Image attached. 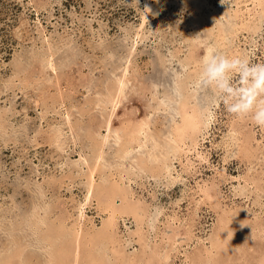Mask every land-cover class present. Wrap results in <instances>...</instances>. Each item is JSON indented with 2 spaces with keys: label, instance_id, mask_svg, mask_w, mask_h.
I'll list each match as a JSON object with an SVG mask.
<instances>
[{
  "label": "rangeland",
  "instance_id": "rangeland-1",
  "mask_svg": "<svg viewBox=\"0 0 264 264\" xmlns=\"http://www.w3.org/2000/svg\"><path fill=\"white\" fill-rule=\"evenodd\" d=\"M238 2L245 9L240 10V19L231 10ZM258 9L253 0H0V122L9 127L0 128V255L4 257L0 263L18 264L20 238L28 236L23 264H132L126 259L138 260L135 264H197L198 254L210 248V238L227 229L231 237H222L226 241L212 251L209 264H263L264 16ZM226 10L228 18L220 17L224 29L211 17ZM239 21L248 22L250 28L228 32ZM218 25L229 34L219 43L215 37ZM193 42L199 46L191 53ZM54 45L63 46L60 58L74 60L64 68L59 64L60 78L42 71L40 59ZM207 47L213 60L209 66L199 63L204 75L198 86L193 83L198 98L189 99L185 110L188 117L193 111L206 117L211 106L213 115L194 148L185 146L173 160L171 145L175 142L169 133L174 122L181 123L179 105L151 113L150 128L155 135L148 141L156 140L157 147L152 142L142 145L146 149L142 159L152 151L157 156L168 155L176 180L168 182L154 170L137 178V184L132 179L134 199H144L152 213L161 212L154 228L149 230L144 224L140 231L150 232L149 243L146 248L139 243L136 222L124 214V220L117 219L115 237L122 241L125 256L112 253L118 248L114 243L115 248L108 250L104 245L106 250L94 251L86 233L103 229L112 214L105 209L108 190L119 189V176L113 171L107 183L95 172L92 189L85 175L78 176L79 167L86 169L81 163L92 137L99 131L106 133V119L113 108L110 103L94 106L96 91H115V77L127 69V96L115 109L112 126L134 122L141 128L148 109L155 107L149 99L151 91L167 90L175 97L177 74H186L172 54L186 66L188 58L204 56ZM189 66L194 69V64ZM61 95L77 106L71 111L74 137L68 138L66 132L58 143L60 150L50 139V126L68 129L60 115L54 114V110L66 112L56 101ZM213 100L216 105H211ZM9 110L10 117L6 115ZM103 148L105 158L115 164L119 147L114 135ZM114 201L121 205L119 198ZM36 203L43 207L50 203L41 213L47 221L58 215L69 217V227L57 230L65 236L51 241L56 251L59 246L68 249L61 255L51 256L49 242L41 245L39 230L28 225L27 217ZM80 206L85 212L81 219ZM71 229L79 230L76 253L67 245L75 243ZM39 245L44 248L38 251Z\"/></svg>",
  "mask_w": 264,
  "mask_h": 264
},
{
  "label": "bare ground",
  "instance_id": "bare-ground-1",
  "mask_svg": "<svg viewBox=\"0 0 264 264\" xmlns=\"http://www.w3.org/2000/svg\"><path fill=\"white\" fill-rule=\"evenodd\" d=\"M253 1L256 2V6H259L258 10L264 16V0H253ZM149 6L150 5L148 4V10H149V12L150 11L152 12L153 9L149 8ZM199 9H200V7H199ZM231 10L234 11L233 12L234 17L236 19L237 18L240 19V10L242 12L243 9L240 8L239 2L237 3V8L231 9ZM227 11L228 10L217 11V13H215L214 16L211 14L213 16L211 18H215L217 20V23L220 26H222V28H224V29H226V28L223 26L224 23L222 21H220V17L221 18H223V17L228 18L227 17V15H228ZM247 12L249 13V10H247ZM206 17H207V15H206ZM250 18H252V17H250ZM242 21L236 22L235 23V29L233 28L234 30L231 29L228 32H230V33L235 32L238 28L249 29L250 24L248 22L244 23ZM211 22L214 25V22L213 21H211ZM219 25L217 26L219 28L218 33H215L216 34L215 37H217L218 43L223 41L224 38H226V34H228V32H226V30L223 31ZM256 27H258V26H256ZM216 31H217V29H216ZM141 39H144V38H141ZM231 39H232V37L230 38V40ZM230 40H229V42H231ZM193 43L194 44L191 43V46H192L191 53L194 51V49L196 47L199 46L198 42H193ZM64 46L66 48L69 47L68 44H66ZM61 47L63 48V46H59V47H57L55 45L52 46L50 48V52L45 53V55H47V57H43L40 59L41 63L43 64L42 71L44 73H46V75L54 74V76H56L57 78H60V76H61L60 70L62 68L61 66H63V68L67 67L72 63V61H74L73 59H72V61H70L71 57L70 58L68 57L67 59H65V57L63 59L60 58L61 57L60 54L64 51ZM217 47H219V46H217ZM210 52H211L210 49L207 47L206 53L204 56L199 57L196 55L197 57H192L191 59L188 58V61L185 64L186 66L188 65V67L184 66V64H182L180 62L179 56L176 55V57H174V54H172V56H173L172 58H175V60H177L176 63H180V65L183 67L182 68L183 73L186 72V74H185V76H184V74H181V73L177 74L178 77H177V80L175 81V86H174L175 91H176L175 97L168 95L167 90L160 92L158 90L153 89L151 91V97L149 99L153 100L155 102V107L152 105L148 109L149 111L146 113V120H144V125L141 126V128H139L138 124L134 123V122H132V123L126 122L127 124H123L122 127H113L112 126V119L115 117V112L117 110V107L120 106V104L122 103V99L126 98V96H127V90H125V88L128 87V82H129L128 81L129 80L128 75H130V73H129V71H127V69L123 70L122 75L115 77L114 80H116V82H117V85H116L117 87H115L116 88L115 91L109 90V89L102 91V92L96 91V95H95L96 101L93 103L94 106L99 107L101 104H104V105L107 104V105H105V107H107V106H109V103H110L113 105V108H112L110 114L108 115V117L106 119V122H107L105 125L106 133H102L99 131L97 136L92 137V139H91L92 145L89 148L90 149L89 153H87L88 155L84 154V158H83L84 160L81 163V164L86 165V169L84 167H79L80 173L78 176L85 175L84 177H86L88 180L87 185L89 188L92 189L95 185V178H94L95 172L97 173V175L101 173L100 176L103 179L102 182L107 183V181L111 179V178H108V176H110V172L113 171V172H111V174L115 172V174L119 176V189L114 188L112 186V184L108 185L109 187L112 186L113 188H109V190H108L109 194L107 197L108 200L105 204V209L111 210L113 215L112 214L110 215V218L107 220V222L105 221L106 222L105 224L102 223V224H104V226L102 225L103 229L101 228V230L95 231L93 233H88V234L86 233V236H85L86 240L91 242L92 245H94L96 248L94 251L98 252L100 250H106L103 247L104 245L108 247V250L110 247H111V249L115 248L113 245V243H114L118 246V248L112 249V253H114V254L117 253L118 255L125 256V254H121V251L123 250V247H122L123 245L121 244L122 241H120L117 237H115V235H116L115 230L117 227V219L119 217H121L124 220L125 216H126L124 214H128L129 216L131 215L133 217V220L136 222V226L139 229L137 231L138 233H136L139 235V239H140L139 243H141V245H144V248H146V245L149 243V241H150L149 239L151 238L149 235L150 232H148L144 235L140 231L144 228L143 227L144 224H147V226L149 227V230H150V228H154L156 220L159 218V215H161V212L155 211L152 213V211H150L151 206L149 204H146L144 199L143 200H141V199L139 200V198L134 199L135 190H134V186L132 185V179H133V182H136L137 178H140V177L143 178L148 171L151 172L152 170H154L157 174L162 175L165 178L167 177L166 179L167 180L169 179L171 182H174L176 180V177L173 176V169H174L173 165H171V162L168 161V160H170V158H167L168 155H166V156H164V155L159 156L158 155L157 156L152 151V152H150V154L146 158L142 159V153L144 152V150H146L144 147H142V145L147 147L148 142H152L154 144L153 147H155L157 145L156 140L155 141L154 140L148 141L149 139H154V135H155V134L153 135L151 133V128H150L151 113L152 112L155 113V112L159 111L160 109L167 111L174 104L179 105L181 107V113H180L181 117H182L181 123L178 124L177 122H174L173 126H171L170 133H169L170 137L175 142V145H171V147L173 148L172 150L175 151V153L173 154V156H174L173 160H174V158H178L177 152L179 153L180 150L184 149L185 146L187 148H190L191 146H192V148H194V146L197 144L196 139L198 137V134L204 132L203 130L207 129L209 127V123L211 122L212 115H213L211 110H210L212 108H211V106L209 108L207 107V113L205 112L206 117L201 116L200 112L197 113L196 111H193V115H191V117H188L186 115L187 113H186L185 107H187V102L189 101V99L194 98V97H195V99L198 98L197 97L198 96L197 89L193 88V87H195L193 85V83H195L198 86V82H200V79L204 75V72H203L204 69H203V67H201V64H199V63L206 64V65L208 64V66L211 64V61L213 60L211 56L213 54H210ZM245 60H246V58L242 57V61L245 62ZM190 64H194L193 70L190 69V66H189ZM213 67H215V66H213ZM188 68H189V70L187 71ZM197 69H200V71ZM190 86H192L191 88H193V89H191V91L189 90ZM58 91L60 92V90H58ZM88 92H90V89H88V87H87V93ZM113 93H115V94H113ZM61 94H63V92H61ZM59 97L57 98L56 101L58 102V104L60 103V105H62L64 107V109H66V112H63L62 114H60L57 110H54V114L60 115V117L62 118V124H66L68 129L66 131V130H64L65 127L63 129V128L59 127L58 125H57L58 127L51 125L50 127L52 129L53 135L51 136L50 139L56 141L55 146L57 148H60V150H61L62 148L59 144H60V141L62 140V138L64 137V135H66L65 133L67 132V134H69V135H67L68 138L73 139V137H74L73 131H72V129H73V117H72L71 111L75 106H77V104H74L69 98H65L64 95L63 96L61 95ZM86 100L88 101V98ZM56 101H55V104L57 105ZM213 103H215V105H216L215 100H213L211 105H213ZM77 109L79 111V108H77ZM9 114H10V110L8 111V113H6V115L8 117H10ZM41 118L43 119V115ZM188 122H190V123H188ZM23 126L25 127V124H23L20 127L22 128ZM0 128L5 130L6 128H9V127L6 126L4 123L0 122ZM145 128H147L146 129L147 131H145ZM39 133H40V130H39ZM85 134L87 136H91L88 132H86ZM111 135L115 136L116 143L119 147V150H118L119 155H117L119 157V160H117V162L115 164L109 162L104 156V152L106 150L103 148V146L109 142ZM141 137L143 139H141ZM97 139H99V141H93V140H97ZM51 142L48 144L52 145ZM187 142L190 143V146H188ZM90 151H91V153H90ZM197 154H199V153L197 152ZM138 156L140 159L139 162H137ZM75 162L77 163V161H74V162H71V164H74ZM135 162H137L136 163V165H137L136 169H135ZM68 168H69V166H68ZM105 170H107L108 172H105ZM70 172H71V170L69 171V173ZM62 175L67 176L68 173H65ZM151 176H154V174ZM123 179H127L128 183H125V180H123ZM169 180H168V182H169ZM137 182H138V180H137ZM137 182H136V184H137ZM99 189L102 190L103 188H99ZM94 193H95V190L92 191V194H94ZM94 196L96 199H97V197H99L97 193ZM41 198L45 202L48 201L45 191H41ZM116 198L117 199L119 198V200L121 201V205H119V204L116 205V203L114 201V199H116ZM103 201H105V199ZM48 205H50V203ZM48 205H46V207L44 206L45 207L44 208L43 206H38L36 203L35 208L27 217V219H29L28 225L30 228L31 227L35 228V231H36V229L39 230V234H38L39 238L38 239L40 240L41 245L49 242L47 244H49L50 247H49V250L47 252L50 253L51 256L57 255V253H59L61 255L63 252H65V250L68 251V249L66 247H64L63 249L61 248V250H60V246H59L58 250L56 251L55 248L52 247L53 242L51 243V241L53 238L57 239V237L62 238L63 236H65L63 233H60V232H58L60 234H57V230H58V228L66 229L69 227L68 223L66 222V220H68L69 217L63 218V217L58 215L57 217H54L53 220L47 221L45 217L42 218L41 213L43 212V210H45L46 208L49 207ZM78 211H79L78 217L80 219L84 218L85 212H84L82 206L79 207ZM240 213H241V215H243L242 212H240ZM224 223L228 224V221L226 220ZM81 226L82 225H79L80 229L82 228ZM228 226H227V228H228ZM54 230L56 233H54ZM77 230H73V229L70 230L71 231L70 235L73 238V240L75 241V243L74 242H67V245L69 244V246H70L69 251L72 248L74 250L71 249V251H74V253H76V249H80L79 241L76 242L77 239H79V230L78 231ZM225 230H226V232L225 231L222 232L223 230H221V232H219V234H216L214 236V238L213 237L210 238L211 246H210V248L205 247L204 248L205 250L198 254V260H197L198 263L197 264H209V262L213 259L212 258V251L215 248H220V244H222L224 241H226L224 239L222 242L221 241L222 237L223 236L226 237L225 235H227V234H228L227 238H226L227 240L231 237V234L227 231V229H225ZM55 234H56V236L54 237ZM129 234H130V236H132V234H135V233L133 231H131ZM26 237H28V236H24V237L20 238V243H22L23 246H22V248L19 249V252H18L17 257H16L18 260V264H23L22 255H23V252L26 248V246L24 245V241L26 240ZM41 239H43V241ZM128 239L129 238L126 239V243L129 245L130 243H128ZM129 240L131 242L132 237ZM65 243H66V241H65ZM118 243H120V245H118ZM41 245L38 246V251L42 250L44 248V246H41ZM97 246L99 247V249H97L98 248ZM51 247H52V249H50ZM50 250H51V252H50ZM2 256L3 255H0V257L2 258V261H3L4 257H2ZM126 260H129L132 264H135L138 261L137 260L134 263V261L131 259H126ZM2 261L0 260V262H2ZM262 262L264 264V261H262ZM0 264H2V263H0ZM107 264H108V262H107Z\"/></svg>",
  "mask_w": 264,
  "mask_h": 264
}]
</instances>
